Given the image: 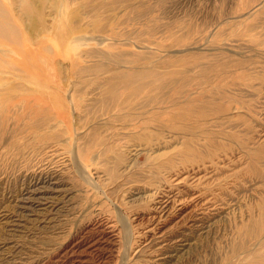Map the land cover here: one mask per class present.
I'll return each mask as SVG.
<instances>
[{
  "label": "rangeland",
  "instance_id": "374dc122",
  "mask_svg": "<svg viewBox=\"0 0 264 264\" xmlns=\"http://www.w3.org/2000/svg\"><path fill=\"white\" fill-rule=\"evenodd\" d=\"M70 1L0 0V264H264V0Z\"/></svg>",
  "mask_w": 264,
  "mask_h": 264
},
{
  "label": "bare ground",
  "instance_id": "6f19581e",
  "mask_svg": "<svg viewBox=\"0 0 264 264\" xmlns=\"http://www.w3.org/2000/svg\"><path fill=\"white\" fill-rule=\"evenodd\" d=\"M59 2L58 6L60 5L61 6V11L63 12H66V3L70 5V2L72 3V1L70 0H56V2ZM123 1L124 0H113L111 3H106V2H100L97 4V6H93L91 5L90 6V10H92L93 8H95L98 12V14H105L106 12H113L114 10L116 9H119V7L123 6ZM137 1V0H136ZM139 1V0H138ZM150 3H152L153 0H146ZM21 2V1H20ZM24 2V0H23ZM78 3V2H76ZM116 4V6H115ZM72 5V4H71ZM21 6V5H20ZM57 6V5H56ZM128 6L130 7L131 11L133 13H139V17L140 16H144L146 13H148L149 9L147 8L146 10L143 11V9H138L137 7L133 6V4L129 3ZM18 7V6H17ZM84 7V6H83ZM20 10V9H19ZM27 10V9H25ZM124 10V9H123ZM143 11V12H142ZM20 12V11H19ZM30 12V11H29ZM28 13V12H27ZM24 14V13H23ZM30 14V13H28ZM29 17V16H28ZM31 17V15H30ZM6 18V15L3 11V7L2 5L0 4V37L4 38L6 35H7V31H8V21H7V18ZM21 18V17H20ZM23 19V18H22ZM58 20V19H57ZM223 20V19H222ZM226 19H224L225 21ZM106 21V20H105ZM223 21V23H224ZM30 22V21H29ZM27 23V21H26ZM26 23H25V26H26ZM228 23V22H227ZM30 24V23H29ZM222 24V23H221ZM31 26V25H30ZM238 26V25H237ZM27 28V27H26ZM216 28V27H215ZM96 30V29H95ZM98 30H100V26L98 27ZM97 31V30H96ZM94 35V34H93ZM32 36V35H31ZM208 36V35H207ZM47 37V36H46ZM173 39L175 40H178V39H181L182 36H178V34L176 35H173L172 36ZM207 38V37H206ZM93 39V38H92ZM32 40V39H31ZM47 40V39H46ZM144 40V39H142ZM207 40V39H206ZM44 41V40H43ZM74 41V40H73ZM112 41V40H111ZM114 41V40H113ZM126 41V40H125ZM37 42V41H36ZM205 42V41H204ZM208 42V41H207ZM32 43V41H31ZM72 43V41H71ZM99 43V42H98ZM53 44V43H52ZM100 44V43H99ZM37 45V44H36ZM39 45V44H38ZM51 45V44H50ZM54 46V45H53ZM201 46V45H200ZM199 46V47H200ZM148 47V46H147ZM202 47V46H201ZM190 49V48H189ZM187 49V50H189ZM195 49V48H193ZM191 49V50H193ZM197 49V48H196ZM200 49V48H199ZM186 50V51H187ZM190 50V51H191ZM202 50V49H200ZM215 51V48L213 49ZM221 50V49H220ZM224 50V49H223ZM185 51V52H186ZM169 52V51H168ZM179 52H183V51H179ZM178 52V53H179ZM167 53V52H166ZM173 53V52H172ZM175 53V52H174ZM170 54V52L168 53ZM166 56V55H165ZM168 56V55H167ZM15 61V59H13ZM18 62V60L15 61V63ZM148 69H145V70H140L138 69L137 67L135 68H127L126 70H124L123 72L119 73L121 76L120 77H117L115 78L113 75V73L107 75L104 79V83L102 85V89H103V93H102V96H101V99L98 100V103L97 105H92L91 106L94 108V107H104V108H107V107H110L112 106V104L114 103H117V107L118 108H125L126 110H133V108H136V105H137V102H136V97L134 98H129L126 94H123L121 92V89H129L133 94H138L140 92H142L143 90L147 89L150 84L147 83V79L151 78L154 74H155V71H153V69L149 68V67H146ZM153 71V72H151ZM8 72V70H7ZM164 72V71H163ZM165 73V72H164ZM1 74V72H0ZM9 74V72H8ZM7 74V75H8ZM6 75V74H5ZM3 75V76H5ZM6 75V76H7ZM2 78V77H1ZM11 78V77H10ZM4 80V79H3ZM5 80L7 81H10L9 83H11V80H9L8 78ZM2 81V80H0ZM8 83V84H9ZM15 84V82H14ZM13 83L11 85H14ZM6 85V84H5ZM224 85H226V83H224ZM7 87V86H5ZM10 87V86H9ZM7 90V89H6ZM119 92L120 95L118 94ZM3 94V93H1ZM8 94V93H7ZM21 95V94H20ZM76 96V95H75ZM6 97V98H5ZM2 97H0L1 99ZM14 99H17V100H22V101H19L18 103H11L14 101ZM47 100V99H46ZM3 101H5L7 104H3L2 105V108L3 109V117L0 118V126L2 127L3 125V121H4V112L6 111H10L12 108H16V109H20L19 111L21 110H24L25 107L27 106H33V105H36L38 103V101L33 97L32 100H27V98H21V97H11V98H7V96H3ZM27 104H26V102ZM32 103H36V104H32ZM70 103L72 105L73 108H75L76 104H75V101H74V98L71 96L70 97ZM38 105V106H37ZM36 106L37 107H40L39 106V103L37 104ZM89 104L85 105V107L87 109H89ZM178 110H185V109H181L180 107L177 108ZM73 110V109H72ZM177 110V111H178ZM1 111V112H2ZM18 111V112H19ZM89 111V110H88ZM176 111V112H177ZM176 114H183V113H180V111ZM32 115V114H30ZM46 116L43 114V115H40L39 116H34L33 118V121L34 124L32 125H27L29 126L30 129H35V130H39L41 128H43L45 125L48 124V118H45ZM74 117V116H73ZM119 117V116H118ZM137 116L136 115H133L132 120L134 121L135 118ZM94 124V123H93ZM26 126V128H27ZM126 126V125H125ZM90 127V126H89ZM12 131V130H11ZM33 135V134H32ZM52 138L55 137L53 134H49ZM10 136V135H9ZM142 137V136H141ZM9 138V137H8ZM6 138V139H8ZM48 137L47 136H39L38 135V139L39 140H43V139H47ZM2 148V147H1ZM74 148V149H73ZM72 149L75 150V147H73ZM86 151V150H85ZM85 151H83V149H80V150H77V151H73L74 154L73 156H77L79 158V154H83L85 153ZM74 161V160H73ZM76 164V162H75ZM80 167V166H79ZM82 168V167H80ZM79 168V169H80ZM48 176V175H47ZM36 178V177H35Z\"/></svg>",
  "mask_w": 264,
  "mask_h": 264
}]
</instances>
